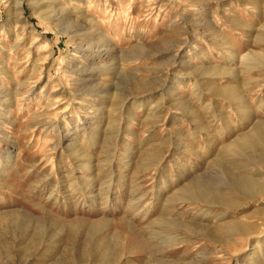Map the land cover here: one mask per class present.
Segmentation results:
<instances>
[{
    "label": "rangeland",
    "instance_id": "obj_1",
    "mask_svg": "<svg viewBox=\"0 0 264 264\" xmlns=\"http://www.w3.org/2000/svg\"><path fill=\"white\" fill-rule=\"evenodd\" d=\"M21 5L0 0V264H264V0Z\"/></svg>",
    "mask_w": 264,
    "mask_h": 264
},
{
    "label": "bare ground",
    "instance_id": "obj_2",
    "mask_svg": "<svg viewBox=\"0 0 264 264\" xmlns=\"http://www.w3.org/2000/svg\"><path fill=\"white\" fill-rule=\"evenodd\" d=\"M21 3H22V0H13V4L15 5V6H17V8H20V6H22L21 5ZM79 29H76L75 31H78ZM79 31H82V29H80ZM80 33V32H79ZM82 34H85V31L82 33ZM82 34H80V35H82ZM73 35V34H72ZM102 35V34H101ZM101 38V37H100ZM240 186V185H239ZM234 188H235V190L236 191H238L239 190V188H241V187H238L237 185H234ZM242 188H243V186H242ZM241 188V189H242ZM240 189V190H241ZM245 189V188H244ZM203 190V189H202ZM239 190V191H240ZM201 191V190H200ZM201 194V193H200ZM203 195V194H202ZM205 195V194H204ZM217 195H218V200H219V203H221V204H223V205H225V206H231V205H233L234 204V202H232V201H230V199H224V198H226V193H225V188H223L222 190H220L219 192H217ZM199 196V195H198ZM205 198V197H204Z\"/></svg>",
    "mask_w": 264,
    "mask_h": 264
}]
</instances>
